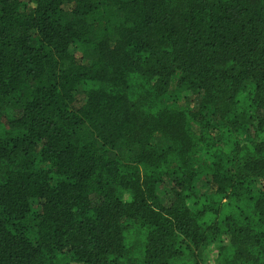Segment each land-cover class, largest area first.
Masks as SVG:
<instances>
[{
	"label": "trees",
	"instance_id": "trees-1",
	"mask_svg": "<svg viewBox=\"0 0 264 264\" xmlns=\"http://www.w3.org/2000/svg\"><path fill=\"white\" fill-rule=\"evenodd\" d=\"M0 264H264V0H0Z\"/></svg>",
	"mask_w": 264,
	"mask_h": 264
},
{
	"label": "rangeland",
	"instance_id": "rangeland-1",
	"mask_svg": "<svg viewBox=\"0 0 264 264\" xmlns=\"http://www.w3.org/2000/svg\"><path fill=\"white\" fill-rule=\"evenodd\" d=\"M71 50L78 57H80L82 55V49L80 47H73V48H71ZM214 249H215V245H212L211 247H208L207 250H203L202 254H201L202 258L206 259L207 261H209V260L213 261V259L215 257Z\"/></svg>",
	"mask_w": 264,
	"mask_h": 264
}]
</instances>
